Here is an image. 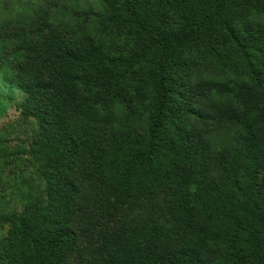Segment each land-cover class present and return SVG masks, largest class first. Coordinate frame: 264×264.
<instances>
[{"label": "trees", "instance_id": "trees-1", "mask_svg": "<svg viewBox=\"0 0 264 264\" xmlns=\"http://www.w3.org/2000/svg\"><path fill=\"white\" fill-rule=\"evenodd\" d=\"M97 1L0 23L4 264H264V0Z\"/></svg>", "mask_w": 264, "mask_h": 264}, {"label": "rangeland", "instance_id": "rangeland-1", "mask_svg": "<svg viewBox=\"0 0 264 264\" xmlns=\"http://www.w3.org/2000/svg\"><path fill=\"white\" fill-rule=\"evenodd\" d=\"M27 0H0V23H7L8 27H13L15 21L21 17V8ZM59 9L61 4H69L76 6L79 11L92 8L98 10L97 0H58ZM20 95L16 90L8 88L3 84L0 77V147L4 148L9 154L7 164L3 167L2 181H8V192L11 191L9 187L13 184L20 185L21 190L26 192V185L35 179L34 170L28 161L25 159H16L21 146L30 135V130L27 122L19 115L18 104L20 102ZM22 173V176H21ZM15 190V189H14ZM9 199V206L18 204L20 195H16ZM11 244V236L7 226L0 225V264H4L2 253Z\"/></svg>", "mask_w": 264, "mask_h": 264}]
</instances>
